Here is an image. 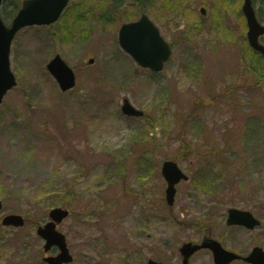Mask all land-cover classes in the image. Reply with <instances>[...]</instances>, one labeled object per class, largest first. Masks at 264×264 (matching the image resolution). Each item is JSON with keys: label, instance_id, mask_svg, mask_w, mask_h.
Instances as JSON below:
<instances>
[{"label": "rangeland", "instance_id": "rangeland-1", "mask_svg": "<svg viewBox=\"0 0 264 264\" xmlns=\"http://www.w3.org/2000/svg\"><path fill=\"white\" fill-rule=\"evenodd\" d=\"M242 2L144 5L172 47L159 73L118 45L120 25L139 18L134 0H71L52 26L17 33V85L0 105V220L18 213L29 223L0 227V264H43L36 226L66 196L72 214L58 230L71 264H114L146 233L157 257L173 260L196 237L193 227L221 225L230 207L264 221V60L248 47ZM252 5L264 25V0ZM55 53L76 73L66 93L45 68ZM124 99L143 117L123 116ZM167 159L189 178L176 185L171 208L160 172ZM208 215L219 217L210 223ZM263 232L264 224L250 239L264 248Z\"/></svg>", "mask_w": 264, "mask_h": 264}, {"label": "water", "instance_id": "water-1", "mask_svg": "<svg viewBox=\"0 0 264 264\" xmlns=\"http://www.w3.org/2000/svg\"><path fill=\"white\" fill-rule=\"evenodd\" d=\"M67 3L68 0H24L10 27H6L0 18V103L7 91L16 85L15 77L10 70L9 60L10 44L16 32L25 26L49 25L55 22ZM201 12L203 13L204 10L201 9ZM242 12L247 23V40L250 47L264 55V47L258 41L259 36L264 34V26L257 21L251 0H243ZM118 41L121 48L130 54L141 67L149 68L156 72L162 70L164 62L171 55L169 45L163 40L158 29L145 15H142L136 22L122 25L119 29ZM92 62L93 60L91 59L90 63ZM46 68L55 78L62 91L69 90L75 85L73 70L59 55H55L46 65ZM121 112L126 116H142V112L134 108L127 99L123 101ZM162 175L167 182L165 200L171 206L174 202L176 191L174 186L181 180H186L187 177L173 161H165L162 164ZM1 208L2 203L0 201ZM68 215L69 211L67 209L61 207L53 208L49 212L50 221L37 228V234L45 240L44 252H47L53 246L58 247L60 250L56 256L44 258V261L48 264H66L72 261L64 234L56 230V225ZM228 215V224H238L253 228L258 223L251 213L247 211L229 209ZM1 223L3 226L21 227L24 225V219L21 215L10 214L6 215ZM197 248V246H192L190 243H186L180 248V251L185 255L184 264H186V256ZM219 250L221 253L226 254L222 249ZM254 252L248 258V261L255 264H264V253L259 248H255ZM148 264L159 263L151 261Z\"/></svg>", "mask_w": 264, "mask_h": 264}, {"label": "flooded vegetation", "instance_id": "flooded-vegetation-1", "mask_svg": "<svg viewBox=\"0 0 264 264\" xmlns=\"http://www.w3.org/2000/svg\"><path fill=\"white\" fill-rule=\"evenodd\" d=\"M217 215L205 216L207 220L206 222H213V218H218ZM224 218V220H223ZM226 216L219 217L218 222L222 224L217 226L213 224L203 225L199 228H196V237L187 240L193 244H206L207 246L213 245V241L218 243L224 250L233 252L238 257L226 264H252L246 262L245 258L251 253L252 249L256 246H260L256 243L257 240L250 239L257 230H260L263 227L264 221L260 219V223L254 229H247L243 226H228L226 225ZM264 237V232L260 235ZM138 239H142L139 241V244L136 247H128L124 249L123 254L119 257V259L115 258L114 264H147L149 260H154L156 262H160L162 264L171 263L174 264H182L183 256L179 252V248H177V254L173 258V260L167 261L165 258L157 257L156 255V247L154 246V242L143 241V239L151 240V236L149 233H146L145 236L142 234L138 236ZM261 247V246H260ZM263 251L264 248L262 247ZM144 253V254H143ZM130 257V261H125L124 257ZM223 258H218L215 256L214 252L209 247L200 248L191 254H189L186 258L187 264H219ZM127 259V258H126ZM108 264V263H107Z\"/></svg>", "mask_w": 264, "mask_h": 264}, {"label": "trees", "instance_id": "trees-1", "mask_svg": "<svg viewBox=\"0 0 264 264\" xmlns=\"http://www.w3.org/2000/svg\"><path fill=\"white\" fill-rule=\"evenodd\" d=\"M18 0H9V6H7V0H4V3H3V11L6 15V17H9V15L13 14L18 6ZM145 1V0H144ZM7 12V13H6ZM64 17V14L62 16V18ZM62 35V33H61ZM64 36V35H62ZM60 206H63V207H68L70 208L71 205H72V202L70 200V197H62V198H58V202H57ZM55 204L54 203H50V206H54Z\"/></svg>", "mask_w": 264, "mask_h": 264}, {"label": "bare ground", "instance_id": "bare-ground-1", "mask_svg": "<svg viewBox=\"0 0 264 264\" xmlns=\"http://www.w3.org/2000/svg\"><path fill=\"white\" fill-rule=\"evenodd\" d=\"M184 143L187 144V143H186V139H185Z\"/></svg>", "mask_w": 264, "mask_h": 264}]
</instances>
